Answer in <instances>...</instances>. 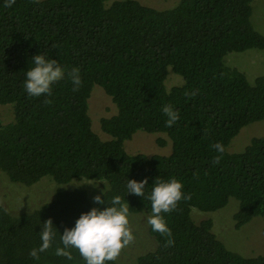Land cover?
Masks as SVG:
<instances>
[{"label": "trees", "instance_id": "1", "mask_svg": "<svg viewBox=\"0 0 264 264\" xmlns=\"http://www.w3.org/2000/svg\"><path fill=\"white\" fill-rule=\"evenodd\" d=\"M253 1L179 0L158 10L138 0H15L11 7L0 0V106L11 104L15 116L0 123V173L15 184L49 178L58 185L53 199L32 212L12 215L0 206V264H84L78 250L69 249L68 260L55 248L82 213L107 205L84 188L66 186L103 181L106 203L120 195L130 213L151 214L150 201L127 194L128 178H147L145 195L156 178H176L191 195L163 214L170 236L149 225L157 247L135 264H264V256L228 249L211 219L198 223L192 216V208L217 212L235 198L237 230L255 217L264 221V136L242 152L228 151L244 127L264 120V77L250 81L226 62L232 52L264 51ZM40 53L58 60L65 78L51 95L30 97L22 84ZM74 67L82 78L78 90L67 75ZM171 72L184 82L168 89ZM94 86L117 108L101 121L106 140L93 131L88 114ZM164 105L180 114L172 127L165 124ZM137 131L165 133L171 154H129L125 141ZM217 142L222 153L212 147ZM48 220L55 239L37 261L29 253L39 247Z\"/></svg>", "mask_w": 264, "mask_h": 264}, {"label": "rangeland", "instance_id": "2", "mask_svg": "<svg viewBox=\"0 0 264 264\" xmlns=\"http://www.w3.org/2000/svg\"><path fill=\"white\" fill-rule=\"evenodd\" d=\"M142 5L158 10L171 9L179 0H138ZM253 22L258 31L264 35V0H254ZM229 66L244 72L250 81L257 77H264V51L248 50L245 52H232L226 57ZM184 79L171 72L166 85L170 89L181 85ZM88 114L92 120V129L103 140L108 136L101 129L103 118L111 117L117 113L116 105L100 86H94L88 101ZM14 108L11 104L0 106V123L8 124L14 121ZM264 136V120L254 122L244 127L234 137L228 151L242 152L254 137ZM164 144H161V142ZM125 149L129 154H145L147 156H166L172 152V141L165 133H148L137 131L131 139L125 141ZM103 181H75L66 187L68 189L84 188L91 198L100 195L105 188ZM58 185L49 178H43L32 186L12 183L9 178L0 173V206L12 215L29 213L51 201ZM239 203L235 198L230 199L227 207L217 212H203L192 208V216L196 222L211 219L214 223L213 231L228 249L239 252L245 257L264 256V221L261 216L244 225L241 229L235 228L234 215L238 211ZM150 214L129 212L130 228L135 239L124 247L117 257L122 264H135L141 255L154 251L157 247L155 239L149 233L147 218Z\"/></svg>", "mask_w": 264, "mask_h": 264}, {"label": "clouds", "instance_id": "3", "mask_svg": "<svg viewBox=\"0 0 264 264\" xmlns=\"http://www.w3.org/2000/svg\"><path fill=\"white\" fill-rule=\"evenodd\" d=\"M6 6L11 7L15 0H5ZM31 66L25 71V79L22 87L30 97L51 95L53 85L65 78V67L58 60L50 58L43 53L31 58ZM73 84V90H78L82 84L80 69L74 67L67 73ZM162 112L167 117L165 124L172 127L179 119L178 110L172 105H164ZM218 152L224 151L219 142L212 145ZM219 162V158L214 161ZM148 179L137 181L129 179L126 184L127 194H135L147 199L151 203V214L147 218L148 225L153 232L162 235H171V230L165 220L164 213H170L177 208L182 200L191 199V195L184 191L182 182L176 178L167 180L156 178L151 191L145 195V185ZM106 197L105 188L102 190ZM94 201L107 207H93L82 213L75 221L73 227L65 228L61 233L62 247L55 248V255L72 259L69 249L78 250L84 260V264H109L114 262L122 249L128 246L134 239V233L130 228L129 206L120 195H114L110 204L101 195H96ZM53 222L45 221L40 231L41 243L38 248L31 249L29 255L34 260H39V254L52 247L55 239ZM172 243L171 240L168 241Z\"/></svg>", "mask_w": 264, "mask_h": 264}]
</instances>
